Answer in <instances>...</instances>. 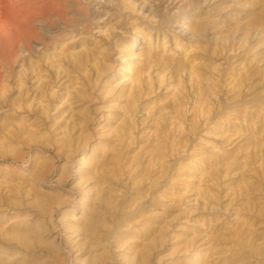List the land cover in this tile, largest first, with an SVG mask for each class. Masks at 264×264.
I'll use <instances>...</instances> for the list:
<instances>
[{"label": "rangeland", "instance_id": "obj_1", "mask_svg": "<svg viewBox=\"0 0 264 264\" xmlns=\"http://www.w3.org/2000/svg\"><path fill=\"white\" fill-rule=\"evenodd\" d=\"M42 1L28 46L0 24V264H264V0Z\"/></svg>", "mask_w": 264, "mask_h": 264}, {"label": "bare ground", "instance_id": "obj_2", "mask_svg": "<svg viewBox=\"0 0 264 264\" xmlns=\"http://www.w3.org/2000/svg\"><path fill=\"white\" fill-rule=\"evenodd\" d=\"M94 10L96 15H102L103 13H108L110 9L102 4L101 0H96L94 2ZM5 11V16L0 19V24L5 26L6 28L13 29L18 33L16 43H23L26 46L29 45V41L36 36V33L38 29L35 27V23L37 20L42 21H51L56 15H59V12L56 11V9L49 3V2H43L42 0H3L0 2V11ZM263 15L259 16L260 23L263 22ZM261 29V28H260ZM204 26H199L197 28V31L199 34L203 35ZM226 35V34H225ZM225 35H221L220 41L217 43V46L215 47L213 54L219 55L220 53H223L225 47H226V37ZM215 52V53H214ZM213 57V56H212ZM194 57H188L187 54L185 57H183V60H175L172 57H168L167 59H164L161 61V65L164 68H167L170 72V77L175 78L177 75H180L183 70H187L189 72V75L191 77H198V82L200 86L197 87V89H194V92L197 94V100L196 105L193 106V114H207L210 116L212 109V106L205 107L203 102L207 100V96L209 90H211L212 93H220L223 91V85L221 83L223 72H220L221 70L220 64L212 66L210 64V73L211 75L214 73H219L220 80H217L214 83L207 84L206 88H203L201 85V82L203 78L201 77V69L202 67L198 68L194 66L193 60ZM213 59V58H212ZM13 58L10 57V55L7 58V61L9 63H12ZM207 63V62H206ZM208 64V63H207ZM218 70V72H214L215 70ZM208 69H206L207 71ZM208 70V71H209ZM2 76L1 69H0V78ZM204 77V76H203ZM194 86V85H192ZM191 86V87H192ZM151 88L148 86V89ZM187 91L184 92L180 91V93L175 94L173 98L168 101V108L171 107V112H175L176 117H180L182 115H187L185 111V97L188 95L186 94ZM223 95H220V99L222 100ZM136 105V100L133 99L132 102L128 105V107L133 108ZM162 121H159V132H165L167 129V121H165V115L162 116ZM99 223H102L100 219L96 218L91 219L89 224L87 225L88 230L90 231L87 235L88 238H91L92 235L95 233L94 229L99 225ZM98 233H96L93 237H96ZM144 262V261H143ZM142 262V263H143Z\"/></svg>", "mask_w": 264, "mask_h": 264}]
</instances>
